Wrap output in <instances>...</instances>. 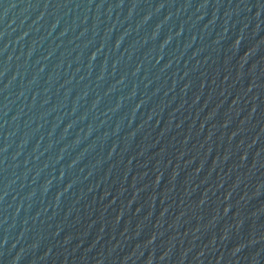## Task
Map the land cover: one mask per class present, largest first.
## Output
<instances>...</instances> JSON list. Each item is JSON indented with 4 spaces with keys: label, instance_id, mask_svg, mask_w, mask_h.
Returning <instances> with one entry per match:
<instances>
[{
    "label": "water",
    "instance_id": "obj_1",
    "mask_svg": "<svg viewBox=\"0 0 264 264\" xmlns=\"http://www.w3.org/2000/svg\"><path fill=\"white\" fill-rule=\"evenodd\" d=\"M0 264H264V0H0Z\"/></svg>",
    "mask_w": 264,
    "mask_h": 264
}]
</instances>
